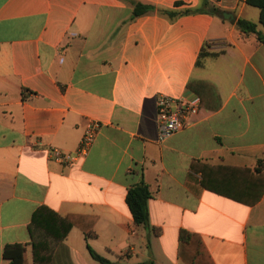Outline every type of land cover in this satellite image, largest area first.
<instances>
[{
  "label": "crops",
  "instance_id": "crops-1",
  "mask_svg": "<svg viewBox=\"0 0 264 264\" xmlns=\"http://www.w3.org/2000/svg\"><path fill=\"white\" fill-rule=\"evenodd\" d=\"M135 1L155 10L132 17L127 0H0V264L15 244L33 264L28 224L40 206L75 221L55 264H97L87 244L109 264H188L180 229L198 236L205 264H264V168L255 171L264 44L235 24L258 22L259 9L209 0L220 16L170 18L158 10L200 0ZM202 47L217 54L196 65ZM160 94L199 107L164 139ZM92 121L100 129L82 160L51 156L75 151ZM140 180L159 229L149 243L125 201Z\"/></svg>",
  "mask_w": 264,
  "mask_h": 264
},
{
  "label": "trees",
  "instance_id": "trees-1",
  "mask_svg": "<svg viewBox=\"0 0 264 264\" xmlns=\"http://www.w3.org/2000/svg\"><path fill=\"white\" fill-rule=\"evenodd\" d=\"M133 6L132 17L155 10L152 4H146L135 0H127ZM247 4L255 6L259 9L258 22H253L244 18L236 20V28L243 34H254L257 40L264 44V0H245ZM176 5H179L177 3ZM159 12L166 14L170 18L181 14L190 13H208L220 16L222 10L213 5L209 0H200L197 7L185 8L183 10H167L159 9ZM258 24L262 26V30L258 29ZM217 53H211L202 47L198 54L196 65L201 63V59L207 55L216 56ZM187 86L190 88V84ZM264 168V160L260 159L256 167V172L261 173ZM263 175V174H262ZM264 176V175H263ZM151 192L148 185L140 180L127 188L125 201L131 212L133 222L136 226L141 227L146 233V239L149 243L150 237L159 234V229L153 226L149 220L148 200L151 198ZM260 194L255 196L258 199ZM75 221L72 215L61 216L46 206L38 207L32 214L31 221L28 224L30 235V245L33 264H55L57 257V248L63 246V240L68 234ZM90 235V232L86 233ZM179 239V255L188 264H205L203 255V246L198 236L190 233L185 229H180ZM197 242L200 249L196 247ZM88 251L96 261L109 264L110 262L99 255L87 244ZM3 256L9 259L10 264H26V251L21 244L6 245L3 250ZM141 264H156L149 260Z\"/></svg>",
  "mask_w": 264,
  "mask_h": 264
},
{
  "label": "built area",
  "instance_id": "built-area-1",
  "mask_svg": "<svg viewBox=\"0 0 264 264\" xmlns=\"http://www.w3.org/2000/svg\"><path fill=\"white\" fill-rule=\"evenodd\" d=\"M198 102L182 97L160 94L157 97V119L160 139L167 138L189 126L198 113ZM100 129V123L90 122L81 137L78 148L73 152H62L52 148L51 156L67 164L82 160L94 142Z\"/></svg>",
  "mask_w": 264,
  "mask_h": 264
},
{
  "label": "rangeland",
  "instance_id": "rangeland-1",
  "mask_svg": "<svg viewBox=\"0 0 264 264\" xmlns=\"http://www.w3.org/2000/svg\"><path fill=\"white\" fill-rule=\"evenodd\" d=\"M88 258H89L91 261H93V262H95V263H97V264H98V262H97V261H95L94 259H92L91 257H89V256H88Z\"/></svg>",
  "mask_w": 264,
  "mask_h": 264
},
{
  "label": "water",
  "instance_id": "water-1",
  "mask_svg": "<svg viewBox=\"0 0 264 264\" xmlns=\"http://www.w3.org/2000/svg\"><path fill=\"white\" fill-rule=\"evenodd\" d=\"M224 15H226V17H228V16H227L228 14H224Z\"/></svg>",
  "mask_w": 264,
  "mask_h": 264
}]
</instances>
